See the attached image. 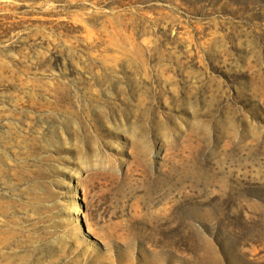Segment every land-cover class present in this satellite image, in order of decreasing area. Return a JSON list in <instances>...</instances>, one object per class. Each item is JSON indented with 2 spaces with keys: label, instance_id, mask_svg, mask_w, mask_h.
<instances>
[{
  "label": "rangeland",
  "instance_id": "374dc122",
  "mask_svg": "<svg viewBox=\"0 0 264 264\" xmlns=\"http://www.w3.org/2000/svg\"><path fill=\"white\" fill-rule=\"evenodd\" d=\"M0 169L24 264H264V0H0Z\"/></svg>",
  "mask_w": 264,
  "mask_h": 264
},
{
  "label": "bare ground",
  "instance_id": "6f19581e",
  "mask_svg": "<svg viewBox=\"0 0 264 264\" xmlns=\"http://www.w3.org/2000/svg\"><path fill=\"white\" fill-rule=\"evenodd\" d=\"M10 145L9 140L2 139V148L7 149ZM179 152L185 153L186 150L181 147ZM171 167L177 168L175 165ZM172 168H170L169 176L161 181L162 187L167 186V192L171 193L173 188L180 189L185 182L200 183V174L196 170L184 169L180 173L178 169L172 170ZM1 170L0 174H2ZM171 174L173 176L176 174L177 177L169 183L167 180ZM21 175L24 176V174ZM20 180L24 181V178ZM19 207L20 205L15 201L0 195V264H24V220L14 215Z\"/></svg>",
  "mask_w": 264,
  "mask_h": 264
}]
</instances>
